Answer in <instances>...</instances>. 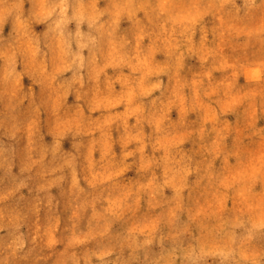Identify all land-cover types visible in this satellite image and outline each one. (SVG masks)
Here are the masks:
<instances>
[{"label": "clouds", "instance_id": "clouds-1", "mask_svg": "<svg viewBox=\"0 0 264 264\" xmlns=\"http://www.w3.org/2000/svg\"><path fill=\"white\" fill-rule=\"evenodd\" d=\"M0 264H264V0H0Z\"/></svg>", "mask_w": 264, "mask_h": 264}]
</instances>
